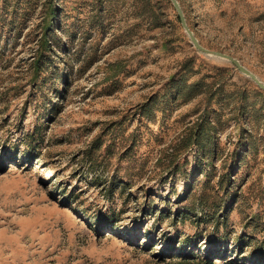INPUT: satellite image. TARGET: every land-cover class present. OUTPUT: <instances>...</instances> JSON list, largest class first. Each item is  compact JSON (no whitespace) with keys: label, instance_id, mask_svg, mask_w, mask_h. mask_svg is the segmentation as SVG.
Returning <instances> with one entry per match:
<instances>
[{"label":"rangeland","instance_id":"1","mask_svg":"<svg viewBox=\"0 0 264 264\" xmlns=\"http://www.w3.org/2000/svg\"><path fill=\"white\" fill-rule=\"evenodd\" d=\"M178 2L264 82V0ZM177 16L0 0V264H264V90Z\"/></svg>","mask_w":264,"mask_h":264},{"label":"water","instance_id":"2","mask_svg":"<svg viewBox=\"0 0 264 264\" xmlns=\"http://www.w3.org/2000/svg\"><path fill=\"white\" fill-rule=\"evenodd\" d=\"M170 1L172 3L173 7L175 8V10L177 11V14H178V17H179V20H180V23H181L183 29L185 30L186 34L188 35L191 43L194 45L195 48H197L198 50L204 52L207 55L216 56V57H219V58H222V59H225V60L229 61L241 73H243L244 75H246L250 79H252L257 84V86L259 88L264 90V82L254 72H252L250 69L246 68L240 62V60H238L236 57L232 56L231 54L225 53V52L208 49V48L204 47L203 45H201L199 40H198V38L195 36L194 32L188 26V24L186 22L185 15H184V12H183L178 0H170Z\"/></svg>","mask_w":264,"mask_h":264},{"label":"trees","instance_id":"3","mask_svg":"<svg viewBox=\"0 0 264 264\" xmlns=\"http://www.w3.org/2000/svg\"><path fill=\"white\" fill-rule=\"evenodd\" d=\"M51 1L49 0V2H51ZM167 1L170 2V0H167ZM54 14H55V12L53 10V7L52 8L49 7L48 15H50V16H49L48 20H51L50 18H52L54 16ZM178 19H179V17H178ZM50 28H51V24L49 23V21H47V23H46V30H50ZM48 44H49L48 39L46 37H44V39H43V45L44 46H47ZM186 241H187V239H184L179 244H182V247H183L184 246V243ZM179 244H178V246H175V247L173 246L172 247L174 250H177L176 255H179V254H181L182 251H184V250H181V248H179ZM183 254H184L183 257H178L174 261H172L170 263H166V264H211L213 258H215L214 254H212L211 251H209V253H207L206 255H203V256L202 255H199L198 258L195 257V256L189 258L188 257V252L183 253Z\"/></svg>","mask_w":264,"mask_h":264}]
</instances>
